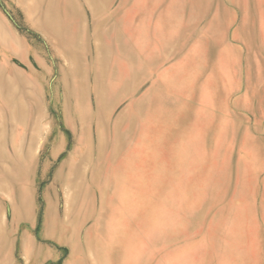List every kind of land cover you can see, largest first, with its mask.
Wrapping results in <instances>:
<instances>
[{"label":"rangeland","instance_id":"rangeland-1","mask_svg":"<svg viewBox=\"0 0 264 264\" xmlns=\"http://www.w3.org/2000/svg\"><path fill=\"white\" fill-rule=\"evenodd\" d=\"M0 264H264V0H0Z\"/></svg>","mask_w":264,"mask_h":264},{"label":"bare ground","instance_id":"bare-ground-1","mask_svg":"<svg viewBox=\"0 0 264 264\" xmlns=\"http://www.w3.org/2000/svg\"><path fill=\"white\" fill-rule=\"evenodd\" d=\"M167 118L168 117L159 116V118L157 119L159 122L155 125H156V128L158 130L157 133H159L158 139H156V140H153L154 138L152 139V137L150 135L151 134V128H149L147 133H146L145 142L141 143V145H139V146L137 145L136 146L137 150L134 149L133 151L129 152V154H127L126 159L123 161V163L120 166V170L117 173V178H118L119 182L122 184V187H121V190L118 191V195H119L118 198L120 199V202L123 201V204L126 205V203H127L128 207H131V206L133 207V205L135 207H138L142 198L139 199L138 195L137 196L136 195L135 196L130 195L129 191L127 189V186H125L124 184H127V183H133V184L138 183L139 184L140 183V184H151V185H153V184L159 182L158 179L165 176L166 173H169L168 172L169 169H174L177 167V165H174V160L176 158L180 157V155L185 154L187 149H188V147H186L185 144L179 142L177 139V144H172L170 151H169L171 153V155H170V161L171 162H169V161L168 162H162V163L159 162L160 157L157 156L158 153H156L157 151H155V149H153V148L165 146V143L167 141V137L170 134L169 133L170 124H169V127L167 124L170 122L166 121ZM177 118H180V117H177ZM167 120H169V119H167ZM179 121H180V119L178 121H176L177 123H173V124L171 123V127L176 126V124H180ZM154 130H155V127H154ZM177 131H179V129ZM154 133H156V132H154ZM174 133H173V135H175ZM180 133H181V131H180ZM169 138H170V136H169ZM173 138H174V136H173ZM167 160H169V158L166 159V161ZM183 168L185 169V172H184L185 174L186 173L188 174L190 172L188 170V168L186 167V165L183 166ZM117 185H119V184H117ZM146 190H147L146 192H152L153 188L147 187ZM137 201H139V203ZM112 215H113V212H112ZM129 216H130V214H129ZM130 219H131V217H130ZM169 221H170V219H169ZM172 221H174V220H172ZM173 224H174V222H173ZM111 229L120 230L121 228L120 227H111ZM109 237H110V239H109V241H110V243H109L110 247L109 248L110 249H112V248L115 249L116 248L115 246H117V244L120 246H121V244L125 245V241L121 240V238H119L118 236L112 234V237H111V234H110ZM126 238L128 239V237H126ZM127 239H126V241H127ZM127 247L128 248L130 247L129 242L127 243ZM183 261H185V260H183Z\"/></svg>","mask_w":264,"mask_h":264},{"label":"crops","instance_id":"crops-1","mask_svg":"<svg viewBox=\"0 0 264 264\" xmlns=\"http://www.w3.org/2000/svg\"><path fill=\"white\" fill-rule=\"evenodd\" d=\"M160 84L162 85V86H164V87H166V85H168V84H171L170 82H168V79H163L161 82H160ZM125 157V156H124ZM129 248H128V252H129ZM132 250V249H131Z\"/></svg>","mask_w":264,"mask_h":264}]
</instances>
